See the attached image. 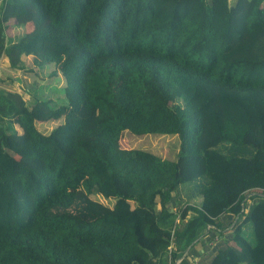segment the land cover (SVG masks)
Wrapping results in <instances>:
<instances>
[{"label":"trees","instance_id":"1","mask_svg":"<svg viewBox=\"0 0 264 264\" xmlns=\"http://www.w3.org/2000/svg\"><path fill=\"white\" fill-rule=\"evenodd\" d=\"M23 56L64 96L0 88V264H264V0H0Z\"/></svg>","mask_w":264,"mask_h":264},{"label":"rangeland","instance_id":"2","mask_svg":"<svg viewBox=\"0 0 264 264\" xmlns=\"http://www.w3.org/2000/svg\"><path fill=\"white\" fill-rule=\"evenodd\" d=\"M13 27V26H12ZM24 28L13 27L11 30L12 40H16L24 34ZM22 60L26 65L24 70H14L9 66L7 59H2L0 63V88L7 91H15L24 95L26 99L34 94L50 96L60 90L63 93V77H54L50 75L51 68L43 73L35 67L33 57L23 56ZM34 72V73H33ZM50 75V76H49ZM64 96V93H63ZM58 121H52L44 124H37L39 131L49 133L58 125ZM17 125L15 128L17 129ZM121 145L124 149H143L150 151L163 159L175 161L179 150L180 138L177 135H159L146 134L136 136L128 131L123 134ZM186 185L181 186V188ZM189 191L195 192L197 189L194 185ZM183 190H188L183 189ZM93 199L112 207L115 204L113 200H107L98 194L93 195ZM249 237L254 242L252 228H249Z\"/></svg>","mask_w":264,"mask_h":264},{"label":"crops","instance_id":"3","mask_svg":"<svg viewBox=\"0 0 264 264\" xmlns=\"http://www.w3.org/2000/svg\"><path fill=\"white\" fill-rule=\"evenodd\" d=\"M251 196H252V195H249V196L247 197V200H248V202H249L250 205L253 204V200L250 199Z\"/></svg>","mask_w":264,"mask_h":264},{"label":"built area","instance_id":"4","mask_svg":"<svg viewBox=\"0 0 264 264\" xmlns=\"http://www.w3.org/2000/svg\"><path fill=\"white\" fill-rule=\"evenodd\" d=\"M177 221H179V220H177ZM170 251H171V248H170ZM175 264H181V260L176 261Z\"/></svg>","mask_w":264,"mask_h":264}]
</instances>
